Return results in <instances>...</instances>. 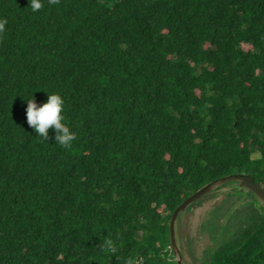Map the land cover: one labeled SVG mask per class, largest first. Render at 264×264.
I'll list each match as a JSON object with an SVG mask.
<instances>
[{"label":"trees","instance_id":"trees-1","mask_svg":"<svg viewBox=\"0 0 264 264\" xmlns=\"http://www.w3.org/2000/svg\"><path fill=\"white\" fill-rule=\"evenodd\" d=\"M41 2L33 12L30 0H0V264H176L167 247L184 253L181 211L173 239L169 221L190 194L191 0ZM52 93L77 135L71 149L27 123V99ZM105 237L115 254L101 250Z\"/></svg>","mask_w":264,"mask_h":264},{"label":"clouds","instance_id":"clouds-1","mask_svg":"<svg viewBox=\"0 0 264 264\" xmlns=\"http://www.w3.org/2000/svg\"><path fill=\"white\" fill-rule=\"evenodd\" d=\"M48 2L50 5L59 4V0H48ZM30 7L33 12H36L43 8V3L41 0H30ZM6 24L7 19H0V34L5 31ZM62 106L63 99L58 93L48 94L47 101L42 105H38L34 98L27 99L26 119L28 125L32 127L43 140L48 141L49 129L52 128L56 132L54 137L56 143L62 148L71 149L73 141L77 139V135L75 132H72L66 124L62 123V120H64V116L61 114ZM100 248L106 253L110 252L115 254L117 252L115 243L110 237H105L103 239ZM117 259H119V257H117ZM125 264H140V261L130 257L125 261ZM166 264H174L171 255L166 258Z\"/></svg>","mask_w":264,"mask_h":264},{"label":"rangeland","instance_id":"rangeland-1","mask_svg":"<svg viewBox=\"0 0 264 264\" xmlns=\"http://www.w3.org/2000/svg\"><path fill=\"white\" fill-rule=\"evenodd\" d=\"M176 217V216H175ZM179 221L181 222L179 228L175 230L174 233V238H176V241H178L179 246H181V248L183 249L184 253L181 256V262L182 264H185V262H188L189 260V264H190V254L187 251V248L189 246V244H187V240H190V210L189 211H181L180 212V217H179ZM173 227L175 226L174 220L172 221ZM174 231H172L173 233ZM177 243V242H176ZM176 243H168V249H172L173 252H177V247L178 245H176Z\"/></svg>","mask_w":264,"mask_h":264},{"label":"water","instance_id":"water-1","mask_svg":"<svg viewBox=\"0 0 264 264\" xmlns=\"http://www.w3.org/2000/svg\"><path fill=\"white\" fill-rule=\"evenodd\" d=\"M190 203V194L187 195L172 211L171 217H170V221H169V225H170V231H171V235H172V230H171V224H172V220L175 218V216L177 215L178 212L184 210L185 206L187 204ZM173 239V235L171 237ZM177 254L176 256V264H182L181 262V255L178 251V247H177V252H175Z\"/></svg>","mask_w":264,"mask_h":264}]
</instances>
